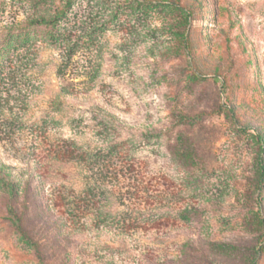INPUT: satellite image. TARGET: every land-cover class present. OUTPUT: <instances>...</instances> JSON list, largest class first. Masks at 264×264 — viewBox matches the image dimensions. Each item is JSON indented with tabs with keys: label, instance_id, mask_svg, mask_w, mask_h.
I'll return each instance as SVG.
<instances>
[{
	"label": "rangeland",
	"instance_id": "1",
	"mask_svg": "<svg viewBox=\"0 0 264 264\" xmlns=\"http://www.w3.org/2000/svg\"><path fill=\"white\" fill-rule=\"evenodd\" d=\"M67 3L0 0V47ZM69 6L88 47L0 59V264H264V0Z\"/></svg>",
	"mask_w": 264,
	"mask_h": 264
},
{
	"label": "trees",
	"instance_id": "2",
	"mask_svg": "<svg viewBox=\"0 0 264 264\" xmlns=\"http://www.w3.org/2000/svg\"><path fill=\"white\" fill-rule=\"evenodd\" d=\"M74 0H68L67 8L61 11L58 15L51 19H42L31 24L26 29H21L14 33L5 43L0 47V59H8L11 52L18 49H30L36 41H43L55 47H64L68 53L72 54L78 49L86 48L90 43H93V38L98 37L97 32L104 31L105 28L99 26L88 34L89 38L87 43H78L73 41L72 35L70 34V15L71 6ZM172 10L177 13H183L182 9L173 5L163 2H144L137 3L132 9L131 16H142L145 17L148 13L154 11ZM69 10V11H67ZM116 14L112 15V19L115 20ZM36 26H44V29L36 28ZM122 144L115 146L112 152L122 150ZM263 146V143H262ZM190 157V155H188ZM79 160H88L87 157H82ZM191 211L185 210L180 214V218L183 221H190Z\"/></svg>",
	"mask_w": 264,
	"mask_h": 264
}]
</instances>
